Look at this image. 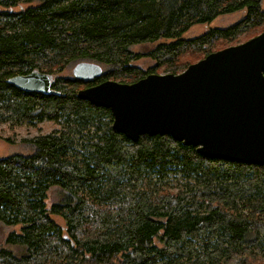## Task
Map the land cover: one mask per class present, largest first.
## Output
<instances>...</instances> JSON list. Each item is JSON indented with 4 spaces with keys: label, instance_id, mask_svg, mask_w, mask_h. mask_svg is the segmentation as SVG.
<instances>
[{
    "label": "trees",
    "instance_id": "16d2710c",
    "mask_svg": "<svg viewBox=\"0 0 264 264\" xmlns=\"http://www.w3.org/2000/svg\"><path fill=\"white\" fill-rule=\"evenodd\" d=\"M262 1L0 0V123L58 125L24 140L29 154L0 158V225L19 226L0 247V264H256L264 257V166L206 158L169 135L132 142L112 128L108 109L76 96L105 80L178 74L192 64L186 55L203 58L251 39L264 30ZM240 11L243 19L227 28L182 37ZM144 44L155 45L132 49ZM141 58L154 65L133 66ZM80 61L107 69L92 81L53 77ZM35 70L53 77L58 95L7 82ZM53 189L60 200L47 207Z\"/></svg>",
    "mask_w": 264,
    "mask_h": 264
},
{
    "label": "water",
    "instance_id": "95a60500",
    "mask_svg": "<svg viewBox=\"0 0 264 264\" xmlns=\"http://www.w3.org/2000/svg\"><path fill=\"white\" fill-rule=\"evenodd\" d=\"M101 74L99 64L87 61L72 69L81 81ZM7 82L22 92L58 95L53 77L37 70ZM76 96L108 109L112 128L132 142L169 135L206 158L264 166V30L178 74L151 73L132 83L105 80Z\"/></svg>",
    "mask_w": 264,
    "mask_h": 264
},
{
    "label": "rangeland",
    "instance_id": "374dc122",
    "mask_svg": "<svg viewBox=\"0 0 264 264\" xmlns=\"http://www.w3.org/2000/svg\"><path fill=\"white\" fill-rule=\"evenodd\" d=\"M262 10L264 11V0L261 2ZM244 13L234 12L230 14H224L218 16L216 19L209 23L199 24L191 27L188 31L183 34L184 39H192L195 37H199L205 32L211 29H224L227 28L240 20L243 19ZM258 31V29L251 31L248 34H245L241 37V40H245L251 34H254ZM167 40H162L159 42H165ZM169 42V41H167ZM155 44H144V45H136L132 47L135 52L144 53L153 48ZM198 58H201L200 53H196L194 56H185V60H189L194 63ZM81 62V61H80ZM96 63L94 61H87ZM77 62H73L68 64L60 74L54 75L53 77H62V78H73L72 69L76 65ZM133 66L139 67L143 70L148 69L154 65V61L150 58H141L139 60L134 61ZM102 69L105 70L106 66L101 65ZM107 69V68H106ZM163 69L157 70L156 74H164ZM83 87V86H82ZM81 87V88H82ZM58 125L54 124L50 121H43L41 123H37L35 125H29L27 123H0V158H4L16 153L29 154L31 148L26 144L24 140L31 139L37 135L49 134L53 130L57 129ZM169 185H175L176 182L172 179L169 180ZM60 200L57 190H52L48 194V198L46 199L47 207H50L52 204L57 203ZM53 220L59 226H63L64 222L58 217L53 216ZM19 233V226H4L0 225V247L4 245V240L6 236L10 233ZM11 249V247H8ZM16 250L15 248H12ZM256 264H264V257L259 258Z\"/></svg>",
    "mask_w": 264,
    "mask_h": 264
},
{
    "label": "bare ground",
    "instance_id": "6f19581e",
    "mask_svg": "<svg viewBox=\"0 0 264 264\" xmlns=\"http://www.w3.org/2000/svg\"><path fill=\"white\" fill-rule=\"evenodd\" d=\"M228 47H230V46H228ZM225 48H227V47H225ZM222 49H224V48H222ZM222 49H220V50H222ZM217 51H219V50H217ZM214 52H216V51H214ZM211 53H212V52H211ZM209 54H210V53H209ZM203 58H204V57H203ZM203 58H202V59H203ZM200 60H201V59H200ZM198 61H199V60H198ZM192 64H193V63H192ZM188 66H189V65H188ZM188 66H187V67H188ZM183 71H184V70H183ZM183 71H182V72H183Z\"/></svg>",
    "mask_w": 264,
    "mask_h": 264
}]
</instances>
